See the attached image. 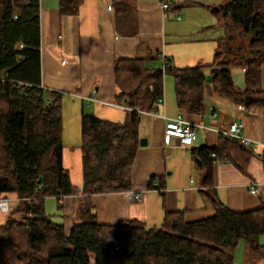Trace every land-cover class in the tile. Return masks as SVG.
<instances>
[{
    "label": "trees",
    "instance_id": "16d2710c",
    "mask_svg": "<svg viewBox=\"0 0 264 264\" xmlns=\"http://www.w3.org/2000/svg\"><path fill=\"white\" fill-rule=\"evenodd\" d=\"M83 2L60 0L59 8L74 16ZM134 5L135 0H113L117 13ZM213 12L226 36L211 65L177 68L167 60L155 68L150 58L116 63L118 98L131 113L119 124L83 109L78 187L64 164L62 95L42 86L41 0H0V195L15 201L0 227V264H235L242 242L264 260V206L233 212L214 188L215 163L229 161L245 172L255 156L231 137L194 150L213 217L188 222L183 213H168L160 228L148 229L138 221L102 225L93 213L94 195L132 192L141 147V115L133 109H155L164 97L166 74L175 79L179 106L191 113L204 114L208 81L222 98L248 110L264 107V0H227ZM236 67L244 71V89L235 83ZM78 195L85 220L68 235L47 214L46 200Z\"/></svg>",
    "mask_w": 264,
    "mask_h": 264
},
{
    "label": "crops",
    "instance_id": "0c3cea01",
    "mask_svg": "<svg viewBox=\"0 0 264 264\" xmlns=\"http://www.w3.org/2000/svg\"><path fill=\"white\" fill-rule=\"evenodd\" d=\"M226 1L174 0L165 11L164 0H135L132 8L117 13L113 0H84L77 15L69 16L61 13L60 0H41L42 86L62 95L64 111L72 109L71 123L76 135L71 130L69 139L74 135L81 160L84 108L102 120L119 124L126 123L131 113L118 98L116 63L150 58L149 64L155 68L163 67L167 60L177 68L211 65L220 41L226 36L213 9ZM167 76L172 79H166ZM241 82L235 80L239 88ZM243 82L245 88V79ZM204 96V114L181 108L175 79L165 75L163 102L159 99L152 112L141 116L140 137L148 140V146L140 147L137 153L132 192L98 194L91 198L93 213L100 224L138 221L148 229H158L168 213H183L188 222L215 215L213 204L202 193V172L197 168L194 150L218 146L227 137L226 132L241 122L242 137L263 144L264 107L248 110L222 98L216 94L211 81L205 84ZM178 116L197 128V140L190 146L178 139L165 144L167 120ZM66 137L65 133V167ZM253 151L255 156L245 172L229 161L217 162L214 166L217 197L236 213L252 212L264 206V147ZM81 166L82 183L78 187L83 185ZM254 188L258 194H253ZM57 201L62 214L56 215L63 219L57 224L64 225L69 235L78 220H85L82 197L70 196ZM9 216L0 210V227L8 222ZM260 243L264 245V236Z\"/></svg>",
    "mask_w": 264,
    "mask_h": 264
},
{
    "label": "rangeland",
    "instance_id": "374dc122",
    "mask_svg": "<svg viewBox=\"0 0 264 264\" xmlns=\"http://www.w3.org/2000/svg\"><path fill=\"white\" fill-rule=\"evenodd\" d=\"M233 76L236 80H241L240 88H244V73L240 68H234L232 69ZM166 79H172L170 76H167ZM67 111V110H66ZM63 110V116H64V129L66 133V138L68 140V145L66 148L68 149L66 151V169L68 170L72 181L75 186L79 185V183H82V160L79 153V148H75V141H74V135L72 136V139H69L71 130H73V133L76 135V130L74 129V125L72 126L71 120L74 118V113L72 109L69 108V110L66 112ZM92 113V111L90 112ZM64 133V135H65ZM80 135V132H78L77 137ZM70 143L72 145H70ZM76 154V157L74 156ZM15 202L14 200H11V203ZM46 212L49 216H53V220L56 223H59V221H62V216L58 217V215H61V211L58 207V201L55 198H49L46 200ZM58 214V215H56ZM83 221L78 220L77 224H81ZM245 242H242L240 247L235 251V264H260L261 259L257 257L250 248L245 245Z\"/></svg>",
    "mask_w": 264,
    "mask_h": 264
},
{
    "label": "built area",
    "instance_id": "2783aa9c",
    "mask_svg": "<svg viewBox=\"0 0 264 264\" xmlns=\"http://www.w3.org/2000/svg\"><path fill=\"white\" fill-rule=\"evenodd\" d=\"M174 3V0H164L163 9L168 11L171 8V5ZM166 61L164 62V65ZM160 103L163 102L162 99L159 100ZM126 110H131L128 107H124ZM241 109H245V107H241ZM139 113V115H143L144 112L139 111L138 109H133ZM244 125L243 123L234 124L231 129L226 132L227 137H231L237 140L242 141L246 148L258 150L261 147H264V143L254 142L252 140L244 139L242 137V129ZM178 139L185 146L192 145L197 140V128L188 124L182 116H178L175 119H169L166 123L165 129V144L170 145L173 140ZM253 194H258V189L254 188L252 190ZM11 209V200L4 198L0 195V210L4 213H9Z\"/></svg>",
    "mask_w": 264,
    "mask_h": 264
},
{
    "label": "water",
    "instance_id": "95a60500",
    "mask_svg": "<svg viewBox=\"0 0 264 264\" xmlns=\"http://www.w3.org/2000/svg\"><path fill=\"white\" fill-rule=\"evenodd\" d=\"M205 74H206V76H211V75H212V71H211V70L206 71ZM147 146H148V140H147V139H142V140H141V147L145 148V147H147ZM42 180H43V179H41V181H42Z\"/></svg>",
    "mask_w": 264,
    "mask_h": 264
}]
</instances>
